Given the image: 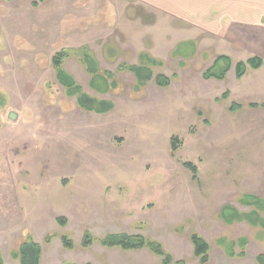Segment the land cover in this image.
I'll return each instance as SVG.
<instances>
[{
  "label": "rangeland",
  "instance_id": "374dc122",
  "mask_svg": "<svg viewBox=\"0 0 264 264\" xmlns=\"http://www.w3.org/2000/svg\"><path fill=\"white\" fill-rule=\"evenodd\" d=\"M160 9L136 0H0L2 264H21L20 247L30 240L42 247L41 264H161L147 250L84 249L87 231L142 235L187 264H199L193 233L210 245L208 264H257L255 255L264 253V228L223 219L226 207L228 215L252 212L249 196L264 200V64L239 80L233 54L224 81L205 79L225 44ZM244 28L246 59L264 61V26ZM63 50L65 73L84 94L113 103L111 112L81 108L60 85L52 59ZM85 52L101 74L112 73L110 92L91 88ZM122 64L147 65L172 84L138 88ZM233 104L242 108L232 112ZM63 234L76 249L63 247ZM221 238L227 251L229 241L248 239L252 256L228 257Z\"/></svg>",
  "mask_w": 264,
  "mask_h": 264
},
{
  "label": "trees",
  "instance_id": "16d2710c",
  "mask_svg": "<svg viewBox=\"0 0 264 264\" xmlns=\"http://www.w3.org/2000/svg\"><path fill=\"white\" fill-rule=\"evenodd\" d=\"M12 1V0H6ZM47 0H40V2H45ZM35 5H38L36 3ZM83 59L81 60L82 64L84 65L86 72L92 76L93 80L91 83V88L101 94H106L110 92L112 85L115 82L112 80L113 75L110 72H102L98 68L97 61L93 58L88 52L83 54ZM66 51H60L53 56L52 65L57 74V81L60 83L61 86L66 88L68 94L70 96H76L79 106L87 111L96 112L99 114H105L111 112L114 109V104L109 103L107 101L98 102L97 100L89 97L88 95L84 94L81 90L80 86L76 84L75 80L65 73L63 70L64 60L67 58ZM151 60H149L150 62ZM152 62V61H151ZM153 63V62H152ZM264 64L262 58L254 57L249 59L247 62H239L235 66L236 76L240 80L246 74L248 68L253 70H259ZM232 67V60L227 56H219L213 66L206 71L204 77L207 80H218L224 81L228 72ZM120 70H127L132 73L136 80L138 88L146 86L148 83L153 81L157 87L160 88H168L172 84V78L167 77L165 75L159 74L154 76V72L152 69L147 65H136V66H129L127 64L120 65ZM110 80L112 81V85L110 84ZM229 92H227L223 98L229 97ZM251 107H258L256 104L250 105ZM242 106L239 104H233L231 107V111L235 112L241 109ZM179 149V143L177 142L176 138L172 140V151L176 153ZM191 169L197 170L194 166L188 165ZM249 201H254V210L250 213H239L237 211H233L230 215L226 214L228 208L226 207V211L223 213V219L226 223H232L237 221H246L251 226H260L264 228V217L261 214H264V200L260 198L248 197ZM247 198V199H248ZM249 204V203H248ZM58 224L62 227L67 225V219L64 217L58 218ZM54 237L48 236L46 238V243L50 244ZM61 242L63 247L68 250L72 251L76 249L75 241L72 240V237L69 234L60 235ZM191 243L194 248V256L199 260V264H208L210 262V245L197 233H193L190 236ZM95 243H99L102 247L107 248L109 250H121L123 252H139L142 250H147L151 254L155 255L156 257L161 259V264H187L185 260H176L174 256L168 253L164 247V245L158 241L152 240L148 237L142 235H129L126 233L120 234H109L103 238H96L92 235L89 231L85 232L84 237L81 242V246L84 249L91 248ZM218 243L220 246L225 244V239H219ZM248 239L241 238L238 243L229 241V248L231 251H227L225 247H221L224 249L225 253L228 257H240L243 258L246 256V248L248 246ZM239 244L241 247V252L236 253L235 247ZM19 257L21 264H41V257H42V247L39 244L32 242H25L21 245L19 250ZM260 264H264V256H260L258 258ZM0 264L2 261L0 259Z\"/></svg>",
  "mask_w": 264,
  "mask_h": 264
},
{
  "label": "crops",
  "instance_id": "0c3cea01",
  "mask_svg": "<svg viewBox=\"0 0 264 264\" xmlns=\"http://www.w3.org/2000/svg\"><path fill=\"white\" fill-rule=\"evenodd\" d=\"M108 1L123 2L126 0ZM127 2L135 3V0H127ZM136 2L157 4L161 8L160 10L170 15L169 17L196 23L200 29L212 34L214 37L221 38L223 44H225L222 48L226 50L225 54L219 56H227L233 60L231 58L233 54L238 55L240 56V62H247L251 59H246L249 48L245 45L247 40L242 37V34L245 33L244 27L258 24L264 26V0H136ZM131 7L136 8V5ZM172 28L170 24L169 31L165 34V41L169 42L170 48H172ZM242 30H244V33ZM82 50H86V48ZM241 56L244 59H241ZM95 60L97 61V59ZM132 66H136V64H132ZM250 244L251 241L247 248ZM247 248L245 250L246 257L248 255L249 259L252 255H250V250ZM260 256H264V253H259L254 257L257 264H260L258 261Z\"/></svg>",
  "mask_w": 264,
  "mask_h": 264
},
{
  "label": "water",
  "instance_id": "95a60500",
  "mask_svg": "<svg viewBox=\"0 0 264 264\" xmlns=\"http://www.w3.org/2000/svg\"><path fill=\"white\" fill-rule=\"evenodd\" d=\"M17 117H18V116H17L15 113H11V114H10V119H12V120H14V121L17 119Z\"/></svg>",
  "mask_w": 264,
  "mask_h": 264
}]
</instances>
